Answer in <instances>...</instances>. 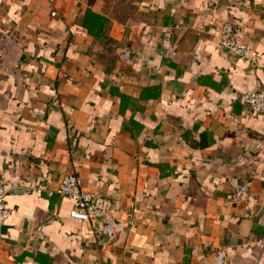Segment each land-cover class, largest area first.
I'll return each mask as SVG.
<instances>
[{
	"label": "crops",
	"instance_id": "1",
	"mask_svg": "<svg viewBox=\"0 0 264 264\" xmlns=\"http://www.w3.org/2000/svg\"><path fill=\"white\" fill-rule=\"evenodd\" d=\"M262 66L264 0H0V264H264ZM67 172L110 201L112 237L47 192Z\"/></svg>",
	"mask_w": 264,
	"mask_h": 264
},
{
	"label": "built area",
	"instance_id": "2",
	"mask_svg": "<svg viewBox=\"0 0 264 264\" xmlns=\"http://www.w3.org/2000/svg\"><path fill=\"white\" fill-rule=\"evenodd\" d=\"M218 38L224 47L240 56H248L249 45L240 26L229 21H223L220 25ZM121 57L128 59L129 50H123ZM244 99L249 103L251 112L264 114V66L260 69L256 86L245 91ZM50 101L53 104L62 105L58 94H54ZM246 191L247 183L239 184L236 196L244 197ZM47 192L72 199L73 203L69 209V215L77 219L90 221L92 226H96L99 231L105 233L108 237H112L120 227V223L110 215V201L100 193L83 186L80 177L74 172L64 173L60 177L57 187L48 189ZM6 193L7 188L0 176V224L5 222L10 213Z\"/></svg>",
	"mask_w": 264,
	"mask_h": 264
},
{
	"label": "trees",
	"instance_id": "3",
	"mask_svg": "<svg viewBox=\"0 0 264 264\" xmlns=\"http://www.w3.org/2000/svg\"><path fill=\"white\" fill-rule=\"evenodd\" d=\"M107 21V17L94 12L91 9H86L83 15L82 23L87 27V30L90 33L100 35L104 32Z\"/></svg>",
	"mask_w": 264,
	"mask_h": 264
},
{
	"label": "rangeland",
	"instance_id": "4",
	"mask_svg": "<svg viewBox=\"0 0 264 264\" xmlns=\"http://www.w3.org/2000/svg\"><path fill=\"white\" fill-rule=\"evenodd\" d=\"M119 55H120V57H121V54H120V52H119ZM122 58V57H121Z\"/></svg>",
	"mask_w": 264,
	"mask_h": 264
}]
</instances>
